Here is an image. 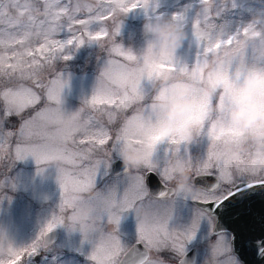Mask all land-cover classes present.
<instances>
[{
    "label": "snow or ice",
    "instance_id": "6c2138e0",
    "mask_svg": "<svg viewBox=\"0 0 264 264\" xmlns=\"http://www.w3.org/2000/svg\"><path fill=\"white\" fill-rule=\"evenodd\" d=\"M150 0H107V6L102 12L88 19H75L69 14L68 30H72V24L82 25L85 29L96 26L98 22L111 16L116 19L119 13H130L137 8H143L147 12ZM203 12L193 23V35L198 43L205 39L208 41L206 51L197 58L195 66L189 69L180 66L174 60V53L166 49H154L149 47L146 53L140 57L130 50L115 45L111 54L123 58L125 63L118 60H109L100 81L91 96L93 112L99 116L84 115V110L66 115L61 108V94L65 86L60 76L51 79L47 85L40 82L38 73L34 69L37 64L33 56V48L30 37H43V42L36 51L41 53L62 50L64 45L72 44V40L61 42L55 37L64 30V25L56 23L63 14L69 13L67 5L58 6L57 3H49L41 12L37 8H30L27 4L11 3L0 4V8L6 11L0 12V40L4 54L0 55V72L9 79L18 81L30 80L36 87L46 89L48 104L37 111L30 119L25 120L21 127L20 141L15 146V154L18 160L29 156L33 157L37 165L55 162L58 170L57 182L64 195L61 201V210L73 209L67 199L73 191L82 189L91 191L96 187L93 177L110 174L113 165L117 162L116 153L122 148L132 150H150L147 175L129 173V169L123 168V172L115 173L117 177L124 176L122 180L114 181L110 186H105L102 194L98 193L88 204L94 207L95 213L89 224L82 225L80 232L85 241L93 245L89 256L95 264H117V258L123 254L126 258L131 254L139 257L137 264H147L148 250L157 252L171 250L184 257L179 264H198L199 251L196 255L188 258L189 251L198 243L209 241L215 237L211 249H206L204 256L215 258L216 264H241L234 252L236 237L222 224L213 223L218 217V210L241 193L256 195L254 189H260V195H264V147L258 148L255 143H249L246 151L236 158H228L221 152V146L232 143L237 146L244 144L245 140L252 135L251 131L235 128L229 122L228 116L233 108V99L239 91L237 85L230 79L232 68L236 64H246L253 69H264V45L259 51V65L257 63V46H241V37L247 33L249 27L231 34L221 31V25L212 23L210 10L213 5L210 0H201ZM77 6L75 11H79ZM92 11L91 8L88 9ZM26 11L32 13L28 22L21 17ZM219 11L216 9V16ZM43 17L36 22L34 17ZM160 19V17H156ZM174 20L185 23V15L173 17ZM121 23L115 26L114 35H119ZM202 29H207L204 31ZM14 30V31H13ZM90 41L99 40L102 36H108V31L100 26L93 34L87 33ZM79 43L83 44L82 40ZM20 46L23 51H18ZM249 50L250 53H249ZM213 53L209 59L207 53ZM32 57L29 61L26 57ZM65 60L71 59L65 55ZM48 60L52 57L48 56ZM9 61H15L10 63ZM169 67H165V66ZM18 73V75H17ZM163 73L183 75L184 80L190 83L194 99L198 101L197 111L192 116V122L201 127V134L208 140L206 151L196 160L190 153L181 147L190 144L182 139L163 140L152 128L156 116L151 104L142 110H135L132 115H125L122 125L113 137L105 126L113 124L118 114L126 113L133 109L137 102H143L150 95L142 87V81H148L152 88V81L159 78ZM131 80L140 82V87L135 93L131 92L127 85ZM207 89L209 94H203ZM166 89H161L157 98L166 97ZM257 95L264 99V88L259 89ZM39 96L25 83L20 82L8 87L2 94L4 115H19L26 109L39 102ZM85 104L89 100L84 101ZM99 106V107H98ZM212 109H215L213 112ZM25 129H28L25 134ZM4 135L12 133L0 132V147H3ZM111 145L110 151L107 146ZM164 145L161 155H157L159 146ZM169 145L175 147H169ZM98 150L106 152V158H96L94 153ZM175 155V163L172 158ZM155 163L156 168L152 169ZM184 168L192 173V195H177L171 190L160 191L157 198L176 195L178 199L172 202L176 208L178 202L184 205H197L195 210L190 206L187 216H181L176 212L153 211L147 202L149 196L148 179L152 175H158L164 180L171 181L176 177V170ZM212 177V181L204 178ZM237 181H239L237 183ZM224 182L230 187L226 192L220 193V184ZM243 199V197H241ZM154 204V202H152ZM210 205V207H199ZM134 211L137 220L136 244L142 246L140 253L133 247L124 246L119 238L118 226L121 215L128 211ZM114 225V232H107L102 226L96 227L98 219ZM62 221L53 216L52 220L40 232V236L28 247L14 250L6 249L9 257L18 260L22 252L28 254V264L39 254L41 239L43 247L47 248L46 237ZM255 247V253L264 258V235L254 237L251 241ZM223 257V259H221ZM15 260L9 264H15ZM0 264H5L0 259ZM119 264H126L125 259ZM130 264V262H129ZM159 264V261L155 262Z\"/></svg>",
    "mask_w": 264,
    "mask_h": 264
},
{
    "label": "rangeland",
    "instance_id": "374dc122",
    "mask_svg": "<svg viewBox=\"0 0 264 264\" xmlns=\"http://www.w3.org/2000/svg\"><path fill=\"white\" fill-rule=\"evenodd\" d=\"M16 2L27 4L30 8H37L41 12L49 3H57L58 6L67 5L69 8V13L63 14L56 22L64 25V30L59 32L55 38L61 42L72 40V44L66 43L62 50L57 49L55 52L41 53L35 49L39 48L43 42V37L34 35L30 37L33 56L37 60V64L33 67L38 73L40 82L47 85L51 79L58 76L64 81L61 108L66 115H71L79 109H83L85 116L90 114L99 116V113L93 112L90 101L100 81L101 73L109 60L115 59L121 63L126 62L123 58L112 55L111 49L113 46L119 45L125 50H130L138 57L144 55L149 43V39L144 34V26L154 22L156 17L169 19L176 15H185L184 29L187 38L184 40L182 47L174 53V60L178 65L187 66L191 69L195 66L197 58L202 55L203 48L206 51L208 45L207 39L203 41V44L198 43L193 35V23L203 12L204 6L201 0H150L147 12L143 8H137L130 13H119L115 20L109 16L108 19L98 22L96 26H92L90 29H85L82 25L73 23L71 31L68 30L69 14L73 15L75 19H88L90 16L102 12L103 8L98 7V5L107 6V0H16ZM210 2L213 5L210 10L212 23L218 26L227 24L231 34L246 27L258 11L264 10V0H210ZM8 3H11V0H0V4ZM77 6L80 7L79 11H75ZM89 8L92 9L91 12H89ZM216 9L219 11L217 16ZM3 11H6V9L0 8V12ZM31 15L30 11H26L21 19L27 23ZM42 18L40 16L34 17L37 23ZM119 23H121L120 33L114 35L115 26ZM100 26L108 31V36L90 41L87 35L88 31L91 30L95 34ZM202 30L207 31V29ZM3 39L4 36L0 35V40ZM79 40H82L83 44L79 43ZM256 46L258 49L257 63L259 65L261 45L257 44ZM16 47L18 51L24 50L20 46ZM3 54L4 48L3 45H0V55ZM65 55L70 56L71 59L65 60L63 58ZM48 56H51L52 59L48 60ZM207 56L209 59L214 58L213 53L210 52L207 53ZM26 59L30 61L32 57H26ZM165 67L169 66L166 65ZM177 76L184 79L183 75ZM20 82L33 89L40 98L39 102L19 115L5 116L2 94L8 87ZM142 87L150 95L145 101L137 102L133 109L118 114L117 120L113 124H107L105 118V126L113 137L122 125L125 115H132L135 110H142L152 103L156 90L153 87L151 88L146 80L142 81ZM85 100H89V103L85 104ZM47 104L45 88L36 87L30 80H10L9 77L0 72V132L10 131L12 133L10 137L7 135L2 137L4 145L0 147V197H2L0 198V259L4 260L5 264L15 260V258L6 254V249L12 247L14 250H19L28 247L40 236V232L46 228L53 216H56L62 221L54 229L59 233L57 242L44 248L42 238L41 250L31 262L36 264H95L94 261L89 259L93 245L84 240L80 231L69 234L61 227L62 223L66 222L70 210L62 211L60 208L64 195L57 182L58 170L56 163L49 162L37 165L33 157L29 156L23 160H18L15 154V146L20 141L23 122L30 119ZM27 131L28 129H25V134H27ZM207 145V138L200 135L190 144H184L181 147L196 160L206 151ZM248 146V144L245 145L246 148ZM169 147L175 146L169 145ZM107 148L110 151L111 145L109 144ZM163 149L164 145L159 146L157 155H161ZM94 155L96 158H106V152L102 150L96 151ZM172 161L175 163V155H173ZM146 172V169L130 170L126 175H145ZM124 178V176L117 177L113 175L111 171L110 174L93 177L96 181V187L94 190L88 191V194L93 198L98 193L102 194L105 186H110L114 181ZM162 181L167 185L176 187L175 179L171 181L162 179ZM222 183L223 188L221 190L226 192L230 185ZM148 204L153 211L161 213L176 212L185 217L190 207L184 205L183 202H179L176 208H173L172 202L162 203L152 200ZM192 209L195 210L193 207ZM106 222V218L105 222L98 219L95 226H102L107 232H114V225ZM122 222L127 230L126 234L124 226L121 227ZM118 233L124 246L130 248L132 242L133 244L136 242L137 220L135 213L128 216H125V213L121 215ZM132 239L134 240L132 241ZM196 247L201 253L198 257V264H216L215 258L203 255L206 249H211V244L208 241L198 243ZM152 251L151 260L153 262L149 264H155L157 261H159V264H178L177 261L180 256L174 258L176 261H172L169 257L173 254V251L163 250L165 256H162L161 252ZM122 257L123 254L117 258V264ZM28 260V254L22 252L19 259L15 260V264H26Z\"/></svg>",
    "mask_w": 264,
    "mask_h": 264
},
{
    "label": "clouds",
    "instance_id": "9594fccd",
    "mask_svg": "<svg viewBox=\"0 0 264 264\" xmlns=\"http://www.w3.org/2000/svg\"><path fill=\"white\" fill-rule=\"evenodd\" d=\"M249 30L242 36L241 46L264 45V10H260L247 24ZM221 31L228 33V25H221ZM144 34L149 39L147 49H166L175 53L183 45L187 34L184 25L169 19H156L144 26ZM82 47V46H81ZM146 49V51H147ZM230 79L237 85L239 91L233 99V108L228 119L235 128L251 131L244 144L237 146L225 143L221 146V152L228 158H236L246 151L245 145L255 143L258 148L264 147V99L257 92L264 88V69H253L246 64H236L230 73ZM128 89L135 93L140 87V82L131 80ZM152 87L156 90L151 106L156 116L152 128L163 140L170 141L174 138L192 142L201 134V127L192 122V116L197 111L198 101L194 99L191 85L186 80L173 73H163L152 81ZM166 89V97L157 98L160 90ZM203 94H209L205 89ZM214 112L215 109H212ZM123 168L129 170L147 169L150 150L128 149L122 147L116 153ZM156 168L155 163L152 169ZM177 195H192L191 172L180 168L176 170ZM2 198V197H0ZM70 204L75 206L70 209L66 222L61 227L69 234L79 231L82 225L88 224L95 213L93 206L87 203L92 197L86 190L78 189L68 195Z\"/></svg>",
    "mask_w": 264,
    "mask_h": 264
},
{
    "label": "water",
    "instance_id": "95a60500",
    "mask_svg": "<svg viewBox=\"0 0 264 264\" xmlns=\"http://www.w3.org/2000/svg\"><path fill=\"white\" fill-rule=\"evenodd\" d=\"M111 172L113 175H116L115 173L117 172H123V167L119 160L113 165ZM204 179L212 181L213 178L207 177ZM147 183L150 193L154 196L158 195L162 190H171L173 192V189L166 186L158 175L150 176ZM250 191H254L257 194L248 195L241 193L237 197H233L230 201H226L225 205L218 210L219 215L215 219L216 224H222L235 235L234 252L242 264H264V258L255 253V245L251 242L254 237L264 235V195H260V189ZM199 206L210 207V205ZM58 238L59 233L57 230L48 233L46 237L47 245H52L57 242ZM135 249L140 253L143 252V248L140 245H136ZM194 255H196V251L188 253V258L190 259ZM124 259L126 264H129V262L130 264H137L139 257H133L129 254ZM30 264L36 263L30 262Z\"/></svg>",
    "mask_w": 264,
    "mask_h": 264
},
{
    "label": "flooded vegetation",
    "instance_id": "af4514ba",
    "mask_svg": "<svg viewBox=\"0 0 264 264\" xmlns=\"http://www.w3.org/2000/svg\"><path fill=\"white\" fill-rule=\"evenodd\" d=\"M147 174V172L145 173V175ZM161 179V178H160ZM162 180V179H161ZM163 182V181H162ZM164 183V182H163ZM166 186H168V187H170V188H172L173 189V193H175V191H174V189H175V187L174 186H170V185H167L166 183H164ZM230 187V186H229ZM223 188V183L221 182V184H220V189H219V192L220 193H224V192H222V189ZM149 189V188H148ZM178 199V197L176 196V195H170V196H166V197H164V198H157V196H154V195H152L151 193H150V190H149V196H148V199H147V202H149V201H152V200H155V201H159V202H162V203H167V202H173V201H176ZM179 203V202H178ZM188 206H192L194 209L197 207V205H188ZM200 207V206H199ZM132 213H135L134 211H128V212H126L125 213V216H128V215H130V214H132ZM213 223H215L216 224V219L214 218L213 219ZM124 226V230H125V234H126V228H125V225L123 224V222L121 223V227H123ZM134 239H132V241H133ZM214 240H215V237H211L210 239H209V241H208V243H210L211 245H212V243L214 242ZM137 244H136V242L133 244V242H132V244H131V246H130V249H132L133 247H135ZM192 251H199V249L196 247V245L194 246V247H192V250L191 251H189V253L190 252H192ZM159 252H161V255L163 256L164 255V252L163 251H159ZM152 254H153V251L152 250H148V262H147V264H149V263H151V262H153V260H151V257H152ZM165 256V255H164ZM178 256H180L179 257V260L177 261L178 262V264H179V262H180V260H182L184 257L183 256H181L180 254H178V253H174L173 252V254H171L169 257H170V259L172 260V261H176V260H174V258H177ZM168 257V258H169ZM123 258H124V256L121 258V260L120 261H122L123 260ZM119 261V262H120ZM119 262H118V264H119ZM242 264V263H241Z\"/></svg>",
    "mask_w": 264,
    "mask_h": 264
}]
</instances>
